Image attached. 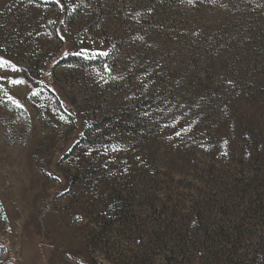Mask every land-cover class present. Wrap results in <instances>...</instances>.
<instances>
[{
  "label": "rangeland",
  "instance_id": "374dc122",
  "mask_svg": "<svg viewBox=\"0 0 264 264\" xmlns=\"http://www.w3.org/2000/svg\"><path fill=\"white\" fill-rule=\"evenodd\" d=\"M152 2L196 5L0 0V57L26 70L4 74L39 85L0 118V264H264V14L203 0L150 25Z\"/></svg>",
  "mask_w": 264,
  "mask_h": 264
},
{
  "label": "trees",
  "instance_id": "16d2710c",
  "mask_svg": "<svg viewBox=\"0 0 264 264\" xmlns=\"http://www.w3.org/2000/svg\"><path fill=\"white\" fill-rule=\"evenodd\" d=\"M203 1V0H202ZM200 0H193V4H196L195 7H191L189 4H178V5H166L163 3H154L152 4L147 3L141 11H139V8H136L135 11L138 14L142 15V19L145 20L147 19V23L150 25H159L163 24L164 26L168 24H173L174 22L179 21L178 23H184V26H187V23L189 22L188 20H191V10L194 8H198L197 6L201 4ZM240 3V9H244L245 11H248L250 14H253L255 16H258L260 13L264 14V0H237ZM228 2V0H205L203 3H207L208 5H225ZM53 7H57L55 3H51ZM123 7L121 8H110L108 7V10H112V13L114 14H119L123 15ZM88 7H82L79 9V11L83 12L84 10H87ZM100 3L96 4L94 6V10L96 15L99 16L100 19L96 21V25L100 22L103 23V19L105 17L104 12L106 11ZM138 9V10H137ZM78 11V12H79ZM183 27L179 24L176 29H182ZM55 30V29H54ZM175 32V31H173ZM112 36V35H110ZM108 42L111 44L114 43L115 38L110 37L107 39ZM0 45L2 46V51L6 52L5 45H2V42L0 40ZM74 60V61H79L83 62L82 57H70L67 60ZM102 63L105 61H101ZM89 65H94L97 66L98 61H91L88 63ZM5 88V87H4ZM6 89V88H5ZM14 111H18L24 118L27 119L28 114L27 111L24 108H17L13 106V104L10 101H7V97L3 95L2 92H0V118L1 120L8 121V119H11V113Z\"/></svg>",
  "mask_w": 264,
  "mask_h": 264
},
{
  "label": "snow or ice",
  "instance_id": "6c2138e0",
  "mask_svg": "<svg viewBox=\"0 0 264 264\" xmlns=\"http://www.w3.org/2000/svg\"><path fill=\"white\" fill-rule=\"evenodd\" d=\"M57 3H59V0H57ZM63 38V37H61ZM69 53H66L65 55H68ZM77 56H80L84 59H94L97 56H108L109 53L107 51H90L88 49H81L75 53H71ZM26 70L23 68L18 67L15 63H13L12 61L5 59L3 57H0V92L3 93L4 96L7 97V101H10L13 106L17 107V108H22L23 105L20 103L19 100H17L13 95H10L8 93V91L4 88V82H7V84L9 86H20V85H26L28 84V81L23 77V76H18V77H12V76H8L5 75L4 73H8V72H12V73H21V72H25ZM105 71L106 72H111V69H109L107 66H105ZM99 75V74H98ZM112 79H118V77H111ZM101 79L104 80L105 83H107V79H105L103 76H101ZM41 84H43V82H40ZM146 87V85H145ZM52 91H55L54 89H52ZM32 96H36L39 95V92L36 90H33L31 92ZM61 107H63V104H61ZM143 115L147 116L150 115V113L148 112H144ZM59 118L61 120H66V116L61 114L59 116ZM176 123H178V121H174L171 125H165V127H175ZM182 131L184 132H188L191 131V127L188 128H183ZM177 136L181 135V132H176L175 133ZM227 143V142H225ZM109 148L111 149V151L113 152H118L123 150L120 146L118 145H111L105 148V154H107ZM77 219H81V217H77Z\"/></svg>",
  "mask_w": 264,
  "mask_h": 264
},
{
  "label": "crops",
  "instance_id": "0c3cea01",
  "mask_svg": "<svg viewBox=\"0 0 264 264\" xmlns=\"http://www.w3.org/2000/svg\"><path fill=\"white\" fill-rule=\"evenodd\" d=\"M12 73H9L8 76H11ZM4 87L8 91L10 95H13L20 103L23 105L22 108L26 109L29 112H32V103L30 101L32 95L31 92L33 90L38 91L39 85H35L34 83H28L26 85L20 86H9L7 82H4Z\"/></svg>",
  "mask_w": 264,
  "mask_h": 264
}]
</instances>
